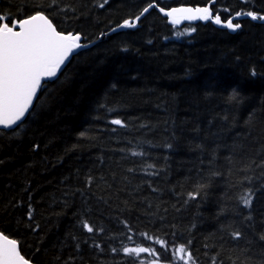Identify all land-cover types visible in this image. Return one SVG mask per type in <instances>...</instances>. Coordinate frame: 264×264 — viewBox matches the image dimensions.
I'll list each match as a JSON object with an SVG mask.
<instances>
[{"label":"trees","instance_id":"trees-1","mask_svg":"<svg viewBox=\"0 0 264 264\" xmlns=\"http://www.w3.org/2000/svg\"><path fill=\"white\" fill-rule=\"evenodd\" d=\"M99 2L63 0L75 5L79 19L56 17L58 25L82 31L95 44L72 57L60 81L48 84L47 105L37 107L20 136L6 137L0 130V230L18 237L34 264H61L57 256L67 259L70 253L75 264H135L122 252H108L107 246L104 253L92 247V239L100 237H89L81 229L84 212L108 235L121 233L122 221L166 237L169 243L175 233L177 243L191 241L188 247L196 264H212L218 252L217 264H264V242L241 224L248 210L238 214L239 189L229 191L243 173L233 168L229 175L224 159L225 145L233 142L242 146L235 156L237 167L241 159H264V153L257 155L264 147V24L242 19L236 21L242 28L231 33L197 23L192 36L177 39L153 11L138 29L96 40L110 25L138 14L147 0H110L104 9L94 6ZM206 2L162 0L161 6ZM19 3L22 0H0V8ZM221 5L231 6L233 12L243 8L264 14V0H218L216 7ZM232 89L238 90L239 102L230 100ZM107 109L113 110L110 115ZM117 116L129 126L105 123ZM81 131L88 138L79 137ZM34 142L41 145L35 153ZM165 142L173 147L164 149ZM213 150L216 168L224 175L209 180ZM131 151L146 155L132 156ZM148 164L156 165L158 176L147 174L153 171ZM88 174L94 177L90 188L84 183ZM249 174L255 177L252 187L260 189L264 173L255 169ZM202 178L209 184L207 194L188 200L187 193ZM29 195L33 225H40L36 233L27 227ZM17 201L23 205L17 206ZM251 213L259 231L264 191H257ZM226 225L245 231V239L233 241ZM70 233L88 239L79 253L71 247L61 251L62 241L73 243L67 239ZM161 257L166 260L168 255L161 250Z\"/></svg>","mask_w":264,"mask_h":264},{"label":"snow or ice","instance_id":"snow-or-ice-1","mask_svg":"<svg viewBox=\"0 0 264 264\" xmlns=\"http://www.w3.org/2000/svg\"><path fill=\"white\" fill-rule=\"evenodd\" d=\"M239 2L247 4L248 0H239ZM109 3L110 0H100L94 6L104 9ZM161 4L162 0H147L138 14L124 18L115 23L114 26L110 25L107 31L99 32L96 40H101L121 30L138 29L146 14L153 11L166 20V24L171 26L177 39L192 36L197 31L192 22L197 21L210 22L230 32H237L242 28V24L236 22L241 17L250 18L251 21L264 22V14H259L254 10L246 11L243 8L233 12L232 7L227 5L216 7L218 0H207L203 6L181 4L175 7H166L161 6ZM56 17H60L64 21L73 18L79 19L75 5L65 4L63 0H22V3L0 8V130H4L3 134L6 137L21 135V132L26 129L29 117L34 114L37 107L43 108L47 105L48 101L45 96L50 95L48 84L60 81V75L64 74V70L71 63L72 57L79 55L81 50L88 49L95 44V40H89L80 30L60 27L56 22ZM184 22L188 23L185 25ZM181 25H184L182 30ZM163 39L167 40L169 37L165 36ZM148 43H152V41H148ZM121 50L127 51V48ZM237 59L239 58L237 57ZM250 75L256 76L255 68L250 69ZM111 87L115 89L116 84L113 83ZM229 98L239 102L238 90L232 89ZM99 108L105 109V105L100 104ZM112 111V109H107L109 115ZM94 119L98 121L100 117L97 116ZM105 123L111 126H119V128L129 126L125 120L118 116L106 119ZM116 130L115 127L111 128L112 133H115ZM79 137L88 138L85 131H81ZM127 143L130 144L131 141ZM162 147L171 149L173 145L165 142ZM202 147V145H197V148L202 149ZM225 147L228 150V155L224 157L228 165V174H232L233 168L236 169L237 173H243L235 183L229 185V191L233 188L239 189L236 195L238 214L244 209L248 210V214L243 216L241 224L257 240L264 242V217H261L259 231H257V222L251 213V206L256 198V193L257 191H264V185L260 189H254L252 183L255 177L249 174L253 173L255 169H260L264 173V159H261L259 163L252 157H249L246 163L241 159L237 167L235 156L242 146L233 142L232 145H225ZM40 148L39 142L32 144L34 153L38 152ZM261 153H264V147L257 152V155L259 156ZM131 155L144 156L146 153L144 151H131ZM217 161L218 156L213 150L209 154L208 160L209 180L212 177L224 175L217 170ZM147 168L153 169L152 172L147 173L148 175H159V170H156L155 164H148ZM128 171L132 172L135 169H128ZM93 182L94 177L91 174L85 176L86 187L90 188ZM208 187L209 184L202 178L197 182L194 190L187 193L188 200H195L202 193L206 195ZM24 191L29 192V189L25 188ZM153 191L156 189L154 188ZM224 195L231 199L227 192ZM188 200H185V203H188ZM30 201L31 196L29 195L25 212L27 227L36 233L40 225L38 223L33 225L34 208ZM22 205V201H17V206ZM82 216L84 218L79 221L81 229L89 234V237H100L99 241L92 239V247L100 253H104L105 246H107L108 252L116 255L122 252L125 257L133 258L135 264H196L188 247L191 241L188 244L177 243L175 233H172L173 239L169 243L166 237L135 230L130 223L122 221L123 231L118 235H108L105 228L94 226L88 221L86 212L82 213ZM226 227L231 228L229 236L233 241L245 239V231L239 227L231 225H226ZM67 239L73 243L68 244L67 240L62 241L61 251L64 247H71L79 253L81 244L88 243V239L81 240L79 236L71 233L68 234ZM248 243H252V241L248 240ZM157 245L159 248L156 247ZM161 250L168 255L166 260L161 257ZM241 251L244 250L241 249ZM141 254H145L147 258L140 259ZM218 257L219 252L212 264H217ZM75 259L76 257L71 253L67 259L57 256V260L61 264H75ZM0 264H34V259L24 251L22 241L18 237L5 230H0ZM220 264L223 262L220 261Z\"/></svg>","mask_w":264,"mask_h":264},{"label":"water","instance_id":"water-1","mask_svg":"<svg viewBox=\"0 0 264 264\" xmlns=\"http://www.w3.org/2000/svg\"><path fill=\"white\" fill-rule=\"evenodd\" d=\"M190 6H193V5H190ZM242 19H246V18H244V17H241V18H239L237 21H239V20H242ZM250 19V18H249ZM255 22H259V23H263L264 24V22H260V21H255ZM185 24H187L188 22H184ZM193 24H197V23H201V24H206V23H210V22H201V21H197V22H192ZM213 25V24H212ZM182 26V25H181ZM215 26V25H214ZM215 27H217V28H219L218 26H215ZM221 29V28H220ZM229 31V30H228ZM230 32V31H229ZM231 33H234V32H231Z\"/></svg>","mask_w":264,"mask_h":264},{"label":"rangeland","instance_id":"rangeland-1","mask_svg":"<svg viewBox=\"0 0 264 264\" xmlns=\"http://www.w3.org/2000/svg\"><path fill=\"white\" fill-rule=\"evenodd\" d=\"M142 256L140 257V259H146V255L145 254H141ZM143 257V258H142ZM133 259V258H132Z\"/></svg>","mask_w":264,"mask_h":264}]
</instances>
